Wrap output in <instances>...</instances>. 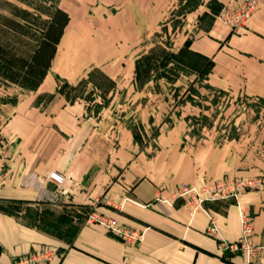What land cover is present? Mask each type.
I'll return each mask as SVG.
<instances>
[{
  "label": "rangeland",
  "instance_id": "rangeland-1",
  "mask_svg": "<svg viewBox=\"0 0 264 264\" xmlns=\"http://www.w3.org/2000/svg\"><path fill=\"white\" fill-rule=\"evenodd\" d=\"M109 1L115 0H59L58 5L71 21L57 47L54 66L47 77V83L54 88L51 86V92H44L47 89L45 84L39 90L41 94L35 97V106L44 108L55 96H61L58 93L62 85L59 81L76 86L91 71L110 78L115 87L97 115L93 110L87 111L94 104H102L98 96L100 90H95L92 85L79 87L81 99L71 104L66 102L67 106L79 103L86 108L84 116L80 118V126L87 127V134H82L77 142L89 141L90 144L79 151L76 164L68 166L65 172L50 173L46 177L47 183L54 188V196L51 194L54 206L12 200L0 201V210L9 212L17 219L26 216L28 223L42 225L54 236L68 241L84 225H95L127 243H136L142 240V233L129 229L118 219V215L100 212L104 200L97 192L103 187L96 190L98 187L93 183L98 161L107 159L106 172L101 179L107 180L103 189L109 190L124 173V168L116 171V158L129 160L135 156L140 161L139 168H146L142 160L154 159L152 164L147 163L148 169L160 178L175 180L173 193L168 198L161 197L156 201H170L179 188H199L206 184H184V179L188 173L186 166L193 170L196 164L200 168L206 161L207 146L219 148L231 143L230 151L234 157H242L244 152L253 155V149L258 147L264 151V100L246 96L231 86L232 89H221L218 72L212 77L210 74L207 81L195 75L170 76L160 80H151L144 75L141 83H135V61L151 51L156 54L159 48L176 52L188 42L192 52L203 53L212 61V49L219 47L223 52L216 62L233 64L234 60L228 59L226 54L228 38L245 34L248 21L258 6L243 21L234 17L235 11L240 10V0H173L170 5L154 6L153 21L131 22L108 14V9L115 10L113 6L110 7L114 4H108ZM184 3L188 5L184 6ZM52 7L53 4L47 0H0V44L17 55L27 56L41 35L43 23L48 20L46 12ZM142 10H146V7H142ZM233 20L237 23L234 24ZM11 23L20 26L15 28ZM217 28L226 32H215ZM212 30L214 32L210 33ZM231 55L237 61H244L246 57ZM191 85L195 93L188 92ZM89 94L94 103L83 99ZM32 95H35L34 92L0 85V130L17 103L23 100L26 104ZM98 119H101L100 123ZM2 140L0 134V143ZM249 147L251 150H246ZM61 149L67 155L70 152L68 148ZM232 163L235 172L244 169L245 164L236 167V162ZM257 177L263 180L261 175L243 177L234 173L212 177L208 183L221 179ZM263 185L264 180L259 190L249 194L260 191ZM249 194L245 195L244 204L248 203L246 197ZM177 201L182 202L191 214L193 201L187 198ZM226 201L236 206L234 200H225L206 203L203 208L207 213V204ZM187 204L192 205L191 209ZM102 223L106 224L105 227ZM112 223L114 228L130 234L125 239L115 234L106 227ZM251 237L252 233L250 241ZM58 253L56 249L55 257L49 256L50 259L54 258L52 264L59 260Z\"/></svg>",
  "mask_w": 264,
  "mask_h": 264
},
{
  "label": "crops",
  "instance_id": "crops-1",
  "mask_svg": "<svg viewBox=\"0 0 264 264\" xmlns=\"http://www.w3.org/2000/svg\"><path fill=\"white\" fill-rule=\"evenodd\" d=\"M172 1H109L108 4H114L110 7L115 10L110 8L107 12L126 21L149 22L155 19L152 12L154 6L170 5ZM255 1L258 8L248 21L245 34L228 38L226 54L228 59L234 60L233 64L216 62L223 50L219 47L212 49L214 52L210 57L216 64L212 61L214 68L210 77L218 72L221 89L233 87L246 96L264 100V0ZM70 21L69 16V24ZM231 53L240 57L245 55V60L239 62L233 59ZM56 55L57 49L49 72ZM49 72L35 95L30 99L28 97L26 104L23 100L18 102L1 127L0 134L4 140L0 143V201H27L38 206H54L51 199L54 188L47 183L46 177L50 173L65 172L68 166L76 164L79 151L90 144L89 141L77 142L82 134H87V127L80 126V118L86 111L82 104L67 106L66 100L57 95L44 108L35 106V97L41 94L39 90L45 84L47 89L44 92L53 90L51 83H47ZM100 122L101 119H98ZM59 138L61 141H58ZM232 146L231 143L219 148L207 146L204 154L206 161L200 168L197 164L193 170L189 165L185 167L188 173L184 184L203 185L212 177L234 173L243 177L261 175L264 180V151L258 147L253 149V155L244 152L242 157H234L230 151ZM61 147L68 148L69 154ZM247 149L251 150V147ZM152 160H142L146 168H139L140 161L135 156L129 160L116 158V171L124 168V173L109 190L103 189L107 180L101 179L106 172L107 159H100L94 172L96 190L103 187L97 192L104 200L100 212L118 215V219L129 229L143 234L140 242L127 243L95 225H84L68 241L54 236L42 225L28 223L26 216L22 221V217L17 219L0 210V264H10L12 260L39 252L47 245L59 252V260L54 264H264V185L260 191L249 194L246 197L248 203L244 204L252 218L253 229L250 242L254 253L248 261L241 254L225 255L221 248V243H234L239 239L241 229L237 207L228 201L205 206L217 228V234L209 236L207 229L210 223L206 214L199 211L191 215L180 201L173 206L156 201L173 193L175 180L160 178L148 169L147 163L152 164ZM232 162H236V167L245 164L244 169L235 172Z\"/></svg>",
  "mask_w": 264,
  "mask_h": 264
},
{
  "label": "trees",
  "instance_id": "trees-1",
  "mask_svg": "<svg viewBox=\"0 0 264 264\" xmlns=\"http://www.w3.org/2000/svg\"><path fill=\"white\" fill-rule=\"evenodd\" d=\"M47 1L53 4V7L46 12L48 20L43 23L41 35L37 39L33 50L27 56L17 55L0 44L1 86H15L27 92H36L48 74L57 46L69 24V16L58 5L59 0ZM187 5L184 3V6ZM22 18L24 19L25 17ZM13 26L19 28L20 25L15 24ZM213 68L214 63L211 59L202 54L192 52L189 49L188 42H185L183 47L176 52L159 48L156 54L151 51L141 56L134 63L133 80L135 83H141L144 75L148 79L150 77L151 80L168 79L170 76L184 75L187 77L195 75L199 79L207 81ZM59 82L62 85L59 87L58 93L70 104L76 99L82 98L81 93L78 92L79 87L92 85L95 90H100L98 96L102 99V104H94L87 109V111L93 110L96 115L102 109L103 104L107 103L106 97L115 87L114 82L110 78L96 71L88 73L86 79L77 83L76 86H70L62 81ZM189 91L195 93L192 85L188 88ZM91 96L89 94L83 99L93 102L94 99Z\"/></svg>",
  "mask_w": 264,
  "mask_h": 264
},
{
  "label": "built area",
  "instance_id": "built-area-1",
  "mask_svg": "<svg viewBox=\"0 0 264 264\" xmlns=\"http://www.w3.org/2000/svg\"><path fill=\"white\" fill-rule=\"evenodd\" d=\"M240 3V4H239ZM238 5H240V10L235 11L234 17L240 20H245L249 18L250 14L256 7L255 0H240ZM237 23L236 21H232ZM263 184L261 177L254 179L244 178V179H221L206 183L202 187L195 188L184 186L179 188L177 194L172 195L171 200L161 201L169 206H173V203L178 199H188L193 201V207L190 208L191 215L195 212H202L208 216L209 227L207 229V234L209 236H214L217 234V228L213 222L212 217H210L203 206L206 203H213L217 201L234 200L236 202V207L238 209L239 223H240V236L239 239L234 243H221V248L226 255H243L248 261L253 256L254 249L250 242V235L252 233V218L249 211L244 207V197L251 191L259 190ZM105 227V223L101 224ZM111 229L115 234L126 238L128 232L121 231L120 228H114L113 223L106 226ZM56 249L46 246L42 248L39 252H35L29 255H24L12 261L11 264H52V260L49 256L55 257Z\"/></svg>",
  "mask_w": 264,
  "mask_h": 264
}]
</instances>
